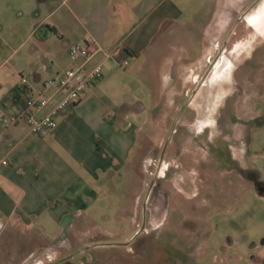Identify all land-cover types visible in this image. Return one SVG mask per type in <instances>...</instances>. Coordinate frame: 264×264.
Masks as SVG:
<instances>
[{"label": "rangeland", "instance_id": "rangeland-1", "mask_svg": "<svg viewBox=\"0 0 264 264\" xmlns=\"http://www.w3.org/2000/svg\"><path fill=\"white\" fill-rule=\"evenodd\" d=\"M253 4L257 7L249 9ZM187 16L192 22L171 43L154 47L155 59L133 63L145 111L127 169L115 175L113 188L77 221L60 231L50 228L46 235L19 236L29 245L11 252L12 257L24 258L28 249L43 243L70 264H264V196L237 171L238 166L253 169L264 183V0H208L203 12ZM235 18L248 27L227 56L229 68L201 83L213 86L207 101L198 92L186 106L203 74L233 46L234 40L222 43ZM224 30L218 44H205ZM12 63L26 61L17 57ZM58 64L64 67V58ZM161 149L166 158L161 171L170 164L163 176L159 172L167 194L165 219L141 248L124 246L140 233L146 173ZM235 154L237 164L231 160Z\"/></svg>", "mask_w": 264, "mask_h": 264}, {"label": "crops", "instance_id": "crops-1", "mask_svg": "<svg viewBox=\"0 0 264 264\" xmlns=\"http://www.w3.org/2000/svg\"><path fill=\"white\" fill-rule=\"evenodd\" d=\"M62 1L0 0V119L14 112L21 74L36 83L53 78L68 67V48L87 38L111 53L100 81L57 120L54 130L36 136L23 125L4 129L0 121V264L23 262L26 256L15 259L10 254L22 245L28 248L29 242L19 241V236L60 231L113 188L115 175L127 169L141 131L139 116L145 111L133 63L155 59L154 47L171 43L178 30L192 22L187 14L203 12L208 4ZM224 33L205 44H218ZM17 57L25 65H9ZM62 58L64 67L58 64ZM39 247L50 248L40 243L26 253Z\"/></svg>", "mask_w": 264, "mask_h": 264}, {"label": "built area", "instance_id": "built-area-1", "mask_svg": "<svg viewBox=\"0 0 264 264\" xmlns=\"http://www.w3.org/2000/svg\"><path fill=\"white\" fill-rule=\"evenodd\" d=\"M67 56L68 67L53 78L36 83L28 76H19L20 101L12 114L0 119L4 129L23 125L28 133L36 136L54 130L57 120L80 101L88 88L100 81L103 65L111 53L93 38H87L71 45Z\"/></svg>", "mask_w": 264, "mask_h": 264}, {"label": "flooded vegetation", "instance_id": "flooded-vegetation-1", "mask_svg": "<svg viewBox=\"0 0 264 264\" xmlns=\"http://www.w3.org/2000/svg\"><path fill=\"white\" fill-rule=\"evenodd\" d=\"M254 7L256 8L257 6L253 4L251 8L253 9ZM255 12L257 13L258 10H256ZM262 17L263 16L261 15V20L263 19ZM236 19H235L236 22L234 28L230 29L227 33V35H229V37L227 38L228 40H225V42L222 43L225 46L228 43L227 41L234 40L232 44L233 46L230 47L229 50L225 49L223 53H220V55H218L219 65H217L215 68L210 67V69H208L203 74L200 82H198L197 85L191 90L188 98L186 99L187 100L186 106H190L189 104L192 102V98H194L198 92L203 93V98L204 99L206 98L207 101L211 97L210 96L212 93L211 89L213 86H211L210 84H201V83H203L204 81L209 83L210 78L212 80V78L214 77H220L222 72H226L227 68H229L228 66L231 60H228L227 56L228 54H231L236 51V46L238 44H241L240 41L245 36L244 29L247 30L248 27L245 26L242 28L241 24L244 21H242L241 19H237V20ZM254 23L255 20L252 19V22H250V24H254ZM247 24L249 23L247 22ZM256 24L257 22L255 23V25ZM257 25L254 26V28L258 30L257 32H260L262 27L258 28ZM204 103L205 102L203 103L201 102V105H204ZM195 105H197V103H195ZM206 111L210 113V106L207 107ZM179 117L180 115H178L173 120V123L171 125L170 135H172ZM198 123L200 125H203L202 121H199ZM205 131L201 133H197V135L204 134ZM163 147L166 146L163 145ZM236 157H237L236 154L232 155L231 157V160L234 164H237ZM165 159L166 158H164V150L161 149L158 152L156 164L154 165V167L149 166L147 169L146 179H148V182H146L145 180L144 188H143V197L141 202V215L143 217V224L141 226V230L139 233V235L140 234H145V235H143L142 237L139 235L136 237H132L128 241V243L124 246L131 245L132 247L141 248L148 240V236L151 234V232L157 227H159L162 224L163 220L165 219L167 194L162 189L161 181H162V176L164 175V171L170 165L167 162V167L161 171V164L164 163ZM237 171L239 176L243 177L245 180L249 181L252 184L253 189L257 194L264 196V183L261 180H259L257 172H255L253 169H243L240 166L237 167ZM159 172H162V176L159 175ZM186 227L188 229H192V222H187ZM68 259L69 258L63 259L61 257L60 251L56 252L50 248L39 247L33 250L32 252L28 253V255L25 257V259L21 264H70ZM167 264H174V262L170 261Z\"/></svg>", "mask_w": 264, "mask_h": 264}, {"label": "trees", "instance_id": "trees-1", "mask_svg": "<svg viewBox=\"0 0 264 264\" xmlns=\"http://www.w3.org/2000/svg\"><path fill=\"white\" fill-rule=\"evenodd\" d=\"M19 92H20V90L18 89V90L16 91V94L18 93V96H19ZM16 101H20V98H19V99L17 98Z\"/></svg>", "mask_w": 264, "mask_h": 264}, {"label": "water", "instance_id": "water-1", "mask_svg": "<svg viewBox=\"0 0 264 264\" xmlns=\"http://www.w3.org/2000/svg\"><path fill=\"white\" fill-rule=\"evenodd\" d=\"M260 193V192H259ZM263 244H264V241H263Z\"/></svg>", "mask_w": 264, "mask_h": 264}]
</instances>
